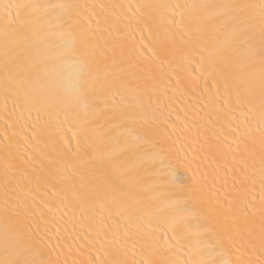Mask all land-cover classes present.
<instances>
[{
    "label": "snow or ice",
    "instance_id": "snow-or-ice-1",
    "mask_svg": "<svg viewBox=\"0 0 264 264\" xmlns=\"http://www.w3.org/2000/svg\"><path fill=\"white\" fill-rule=\"evenodd\" d=\"M0 264H264V0H0Z\"/></svg>",
    "mask_w": 264,
    "mask_h": 264
}]
</instances>
